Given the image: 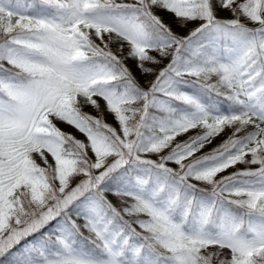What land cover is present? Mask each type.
Returning <instances> with one entry per match:
<instances>
[{
  "label": "snow or ice",
  "instance_id": "6c2138e0",
  "mask_svg": "<svg viewBox=\"0 0 264 264\" xmlns=\"http://www.w3.org/2000/svg\"><path fill=\"white\" fill-rule=\"evenodd\" d=\"M0 264H264V0H0Z\"/></svg>",
  "mask_w": 264,
  "mask_h": 264
},
{
  "label": "trees",
  "instance_id": "16d2710c",
  "mask_svg": "<svg viewBox=\"0 0 264 264\" xmlns=\"http://www.w3.org/2000/svg\"><path fill=\"white\" fill-rule=\"evenodd\" d=\"M65 130H66V131H72V129H70V128H66Z\"/></svg>",
  "mask_w": 264,
  "mask_h": 264
}]
</instances>
